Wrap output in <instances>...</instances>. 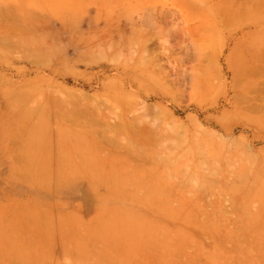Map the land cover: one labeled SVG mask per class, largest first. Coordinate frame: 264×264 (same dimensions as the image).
Here are the masks:
<instances>
[{
  "label": "rangeland",
  "instance_id": "rangeland-1",
  "mask_svg": "<svg viewBox=\"0 0 264 264\" xmlns=\"http://www.w3.org/2000/svg\"><path fill=\"white\" fill-rule=\"evenodd\" d=\"M45 1L0 0V237H16L15 248L27 258L34 253L33 245L19 244L18 238L28 237L33 225L22 223V213L27 215L35 205L38 210L49 204L62 210L78 206L83 213L75 234L44 246L45 252L61 254L59 264H264V93L254 88L256 92L244 95L251 83V88L263 85L264 76L254 77L258 68L243 66L245 56L251 55L246 47L264 45V1L249 0L247 6L248 0H238L246 5L240 4L234 17L224 11L232 12L235 0L234 7L231 0H76V5L75 0H51L42 7ZM258 3L261 11L254 8ZM66 7L80 11L78 20L67 16ZM49 8L63 13L54 11L52 16ZM111 10V22L119 32L99 46L103 35L111 34L104 28ZM68 17L72 19L65 20ZM68 20L69 25L64 22ZM122 30L134 37L133 45L116 43L123 39ZM91 39L98 42L90 49L92 55L82 47ZM99 47L105 54L98 55ZM232 54L235 70L229 64ZM238 74L243 77L235 87ZM142 99L151 112L135 111L136 101ZM95 100L108 101L103 112L110 117L108 123L122 119L160 132L161 141H152L158 144L136 147V155L142 159L146 154L139 149L145 153L147 147L146 157L154 153L150 148L157 155L165 151L159 154L164 158L169 153L167 158H174L162 163L170 167L168 175L157 163L163 159L152 160L156 154H150V161L143 157L146 163L140 165V160V169L135 155V163L128 155L126 163L118 159L124 166L117 165L114 156L106 157L104 144H93L96 135L104 136L98 131L104 123H96V130L92 127L97 131L91 133L94 139L86 135L84 131L92 128L84 122L82 110L90 111ZM83 133L93 143H84ZM125 140L121 150L128 147ZM128 162L140 167L130 181L127 176L134 173H126ZM160 169H165L160 179L151 174ZM141 170L151 172L155 181L146 173L150 181L143 180ZM143 181L157 185L152 189ZM162 186L168 193L173 188L170 195L176 201L169 199L168 205V194L161 199L167 203L160 202ZM155 188L160 192L155 194ZM149 191L157 196L150 194L155 200L147 207L143 200ZM158 204L177 208L174 217L166 213L175 224L163 215L170 208L160 206V214L154 207ZM162 222L169 228L157 227ZM195 223L207 228L199 224L195 230ZM152 224L157 236L150 233ZM42 226L47 237L48 226ZM167 228L185 237L181 233L175 239Z\"/></svg>",
  "mask_w": 264,
  "mask_h": 264
},
{
  "label": "bare ground",
  "instance_id": "bare-ground-1",
  "mask_svg": "<svg viewBox=\"0 0 264 264\" xmlns=\"http://www.w3.org/2000/svg\"><path fill=\"white\" fill-rule=\"evenodd\" d=\"M60 1H62V3H64V0H60ZM65 1H68V0H65ZM77 1H79V3H80L82 0H77ZM77 1H76V0L74 1V2H76L75 5L78 4ZM85 1H86V0H85ZM104 1H105V0H104ZM104 1L102 0V2H104ZM232 1H233V0H231V2H232ZM235 1H237V2L235 3V2L233 1V3H232L233 5H232V6L234 7V3L237 4V5L233 8L232 12H229V11H228L229 8H227L226 11H224V13H226V14H228V15H230V16H233V15L235 16L236 14L240 13V11H239L240 9H239V8H240L241 5L244 3V0H243V3H240L241 5L238 3V0H235ZM250 1L252 2V0H250ZM258 1H259V0H258ZM260 1H262V0H260ZM263 1H264V0H263ZM51 2H52V1L50 0V1L47 3V0H46L45 3H44V4L42 3L41 6H42V7H47V6H44V5H45V4H46V5H51V4H50ZM70 2H71V1H70ZM74 2H73V3H74ZM82 2H83V1H82ZM82 2H81V3H82ZM245 3L248 4V3H250V2H249V0H248V1L245 2ZM263 3H264V2H263ZM60 4H61V2H60ZM64 4H67V3H64ZM64 4H63V6L61 7L62 9L65 7ZM246 4H243V5L245 6ZM259 4H260V3L256 4V6H255V4H254V8H256L255 10H257V9L259 8V7H258ZM243 5H242V6H243ZM250 5H251V4H250ZM262 5L264 6V4L261 3V4H260V8H261ZM60 6H61V5H60ZM66 6H68V9H69V6H71V5L68 4V5H66ZM77 6H78V5H77ZM84 6H85V5H84ZM227 6H228V5H227ZM230 6H231V5H230ZM244 6H243V7H244ZM247 6H249V4H248ZM263 6H262V8H261L262 10L264 9ZM51 7H52V6H51ZM73 7H75V6H73ZM73 7H70V9H71L70 11H69V10L67 9V7H66V9H67V11H68V13H67L68 15H67V16H70V15H71L70 17H72V18H73V15L75 16V15H77V14L80 12L77 8H73ZM78 7H79L80 10H81V9H82L81 7H83V6L80 5V6H78ZM237 7H239V8H237ZM257 7H258V8H257ZM61 8H57V10L60 9L59 12H60V11L62 12L63 10H61ZM83 8H84V7H83ZM251 8L254 9L253 6H252ZM260 8L258 9L259 11H261ZM76 9H77V10H76ZM86 9H87V8H86ZM49 10H50V14H51V12L53 13L52 16H53V15L56 16V14L58 13V12L56 13V11H55L56 8L54 9V11H55L56 14L54 13V11H52L53 8H52V9L49 8V9H48V12H49ZM74 10H75V11H74ZM241 10H242V9H241ZM258 10H257V11H258ZM67 11L64 9V12H67ZM72 11H73V12H72ZM77 11H78V12H77ZM82 11H83V12H82ZM257 11H256V12H257ZM61 12H60V14L62 15L63 12H62V13H61ZM74 12H75V13H74ZM81 12L84 13L85 10L83 9V10H81ZM102 12H103V10H102ZM253 12H254V11H253ZM0 13H2V12H0ZM45 13H46V14H45L46 16L49 15L47 12H45ZM69 13H70V14H69ZM73 13H74V14H73ZM104 13H106V12H104ZM58 14H59V13H58ZM60 14H59V15H60ZM79 14H80V13H79ZM106 14L108 15V17H107L105 14H104V16H106V17L108 18V19L106 18V20H107V22H108L109 24L106 23V25H105L104 28L107 27L108 29H106V31H107V32H110L111 34L107 33V34L103 35L104 38L101 39V41H99V46H101L100 43H106L107 41H109V40L112 38V33L114 34V33H118V32H119V31H115L116 27L119 29L118 25H117V24H113V23L111 22L112 19H111L110 16H111L112 14L115 15L114 10H111V11H109V12L106 13ZM84 15H85V14H84ZM78 16H79V15H78ZM80 16H81V15H80ZM80 16H79V17H80ZM234 16H233V17H234ZM63 17H64V16L61 17V20L63 19ZM79 17H78V18H79ZM46 18H49V19H50L49 16H47ZM72 18H69V17H68V18H65V20H66V19H72ZM75 18H77V17L75 16ZM78 18H77V20H78ZM101 18L103 19V17H101ZM43 19H44V14H43ZM104 19H105V18H104ZM61 20H60V21H61ZM74 20H75L76 23H77V20H76V19H74ZM68 21H69V20H68ZM70 21H71V20H70ZM70 21H69V22L64 21V22H65L66 24L68 23V25H69ZM225 21H227V20H225ZM74 23H75V22H74ZM74 23L71 22L70 26L73 25ZM76 23H75V24H76ZM66 24H65V25H66ZM75 24H74V25H75ZM10 25H11V24H10ZM49 25H50V24H49ZM74 25L71 26V27H74ZM47 26H48V25H47ZM52 26H53V25H52ZM7 28H8V26H7ZM108 30H109V31H108ZM122 33H123V36H122L123 39H121L120 41H117L116 43L119 44V45H124V46H127L129 43H131V44L133 45V41H130V40H132L134 37L130 36L129 33L125 32V31H123V30H122ZM132 35H133V34H132ZM134 35H135V34H134ZM134 35H133V36H134ZM28 38H29V37H28ZM30 39H31V38H30ZM40 40H41V39H40ZM40 40H39V41H40ZM29 41H30V40H29ZM33 42H36V41H33ZM40 42H41V41H40ZM118 42H119V43H118ZM30 43H31V41H30ZM82 45H83V46H82ZM82 45H81V46L83 47V50H84V48H85V50L87 49V53H89L90 55H92L94 52L91 51L90 49H92V47H93L94 45H95V46L98 45V42L95 41V40L92 41V39H91V40H88V41H86V42H83ZM97 49H98V51H97L96 49H95V51L98 52V55H99V54H105V52H104L105 50H104V49L102 50V49H100V47L97 48ZM85 50H84V51H85ZM29 51H30V50H29ZM84 51H82V52H84ZM89 51H90V52H89ZM142 51H143V43H141V53H142ZM148 51H149V49H148V45L145 44V52H148ZM31 53H33V52H31ZM31 53H30V54H31ZM84 53H85V52H84ZM94 54H95V53H94ZM236 54H237V53H236ZM31 55H33V54H31ZM85 55H86V53H85ZM90 55H89V56H90ZM142 56H143V55H141V57H142ZM141 57H140V58H141ZM36 59H38V58H36ZM141 59H142V58H141ZM39 61H41V59H39ZM229 64L231 65V68H232V69L235 70V69L237 68L236 57H235L234 54H232V55L229 56ZM247 65H248V64H247ZM263 69H264V68H263ZM262 72H263V71H262ZM253 73H255V71H253ZM253 73H252V74H253ZM250 74H251V73H250ZM250 74L248 75V77H250ZM246 76H247V75H246ZM246 76H245V77H246ZM252 76H253V75H252ZM242 77H243V74H241V75L238 74L237 76H235V79H234V85H235V87L237 86L239 80H240ZM254 77H255V76H254ZM250 78H251V77H250ZM251 80H252V79H251ZM254 80H255V79H254ZM251 84H252V83H251ZM251 84H250V86L252 87ZM250 86H249V87H248V86L244 87V92H245L244 95H245V94L247 95L248 93H249V95H250L251 93H253V92L255 91V89H257V88L259 87V86H258V87H254V86H253V88H251ZM260 87H261V86H260ZM254 88H255V89H254ZM263 88H264V87H263ZM258 89H259V88H258ZM260 89H261V88H260ZM255 92H256V91H255ZM257 93H258V91H257ZM252 96H253V95H252ZM254 96H255V95H254ZM18 97H20V96H18ZM243 98H244V97H243ZM243 98H242V99H243ZM249 98H250V97H249ZM254 98H255V97H254ZM19 99H20V98H19ZM240 99H241V96L239 95V97H238V101H240ZM253 100H254V99H253ZM18 101H19V100H18ZM122 102H123V101H122ZM93 103H94V104H93ZM93 103H92V104H93V105H92V109H89L90 111H88V109H87V111H86V110H85L86 108L82 110L83 117L87 119V120H85L84 122L88 121L89 123H91L92 125L90 124L89 127H90V128L94 127V130H96V127H97V125H95L96 123H98V122H100V121H101V123H104V124H100V126L98 127V131H99L100 133L103 132L104 136H100L99 139H96V138H98V135H96L97 137L95 138V137H92V134H91V133L93 132V134H94L95 132L97 133V131H92L93 128H92V129H88V130H86V131H84V132H86V135H87V132H88V135L90 134L91 137H92L93 139L95 138V142L93 143V140L89 139L90 137L86 139V137H88V136H85V133H83L84 136H81L80 139H81V138L84 139V137H85V140H86V141H84V143H86V142H92L93 144H95V143L97 142V143H100V145H101V144H104L105 146L107 145L108 147H107V146H106V147L104 146V148H107V149H108V150L105 149V151L107 150V151H106L107 153H108V151H109V154H108V156H106L107 154H105V156H106V157H110V158H111L112 156H114V157H112V159H114V162H117V163H116L117 165H118V162H119L118 159H119V160H120V159H124V163H126L125 160H128V161H129V157H128V155H129V156H130V155H133V156L135 155V156L137 157L136 160H137V162H138V165H139V161H140V160L142 161V162L140 161V162H141L140 165H141L142 163H144V164L146 163V161L143 162V160H145V158H146V159H149L148 157L152 156L153 154H156V153H155V150H156V149L153 150V149L150 148V150H152V152H154V153L152 154L151 152H150V153L148 152L149 155H148V157H146V156H147V152H146V150L149 149V148L147 147V149L145 150V153L143 152V149H141L142 151L139 149V151L142 153V156H143V154H144V155L146 154L145 156H143V157H145V158L142 157L143 160H142V159L138 160L140 157L138 158V156L136 155V154H138V151H137L138 149H137V148H140L141 145H142V148L145 147V145H147V146H152V145H153V146H154V143H155L156 141H158V140L161 141L160 132H159L158 130H156V128L153 130L152 128L150 129L148 126L145 127V128H144L143 126H135L134 124H132L131 121H130L131 123H129V122H125V123H123V121H121L122 119H119V122L121 121V122L119 123L116 119H115V121H114V119L111 118L112 123H111V122L108 123V121H106V120H109L110 117H109V119H108V117H104V116H103V112H107V111H106V107H105V105L108 103V101H103V102L100 101V102H97V100H95V101H93ZM124 103H125V102H124ZM135 104H136L137 106H139V108L135 110L136 112H151V108H152V107H151V106H147V105H143V99H142V101H140V100H139V101H136ZM125 105H126V104H125ZM255 106H256V105H255ZM258 106H259V105H258ZM113 107H115V106H113ZM126 107L129 108V109L132 108L131 106H130L131 108H130L129 106H126ZM251 107H252V106H251ZM253 107H254V106H253ZM127 108H126V109H127ZM135 108H136V107H135ZM135 108H134V109H135ZM254 108H256V107H254ZM254 108H252V109H254ZM259 108H260V107H259ZM261 108H262V107H261ZM76 110H77V109H76ZM132 110H133V109H132ZM70 111H72V110H70ZM74 111H75V110H73V112H74ZM83 111H84V112H83ZM129 111H130V110H129ZM165 111H166V110H165ZM68 112H69V111H68ZM77 112H78V111L75 112V115L77 114ZM79 112H81V111H79ZM85 112H87V113H90V112L93 113V112H95V113H93V116H92V113L89 114V115H88V114H87V115H84ZM160 112H163V111H160ZM69 115H70V114H69ZM75 115H74V118H75ZM90 115H91V116H90ZM165 115L168 116V117H170L171 119H174V117L171 116V115L169 114L168 111H166ZM77 116L79 117L80 114H78ZM87 116H90L91 119L88 118ZM68 118H70V117H68ZM72 118H73V117H72ZM72 118H71V119H72ZM76 119H79V118H76ZM76 119H75V120H76ZM88 119H89V120H88ZM140 120H141V119H140ZM70 121H71V120H69V122H70ZM76 121H78V120H76ZM113 121H114V122H113ZM133 121H134V120H133ZM72 122H73V120H72ZM139 122H140V121H139ZM73 123L75 124V122H73ZM89 123H88V125H89ZM118 123H119V124H118ZM140 123H141V122H140ZM74 124H73V125H74ZM76 124H77V122H76ZM73 125H72V126H73ZM86 125H87V124H86ZM88 125H87V126H88ZM142 125H143V122H142ZM90 130H91V132H90ZM126 133H127V134H126ZM94 135H95V134H94ZM94 135H93V136H94ZM121 135H122L123 138L121 137ZM125 135H126V136L129 135V136H130L129 139H126V140H125V138H124ZM77 138H78V137H77ZM121 138L123 139V142H124V140L127 141L126 144L128 145V147H126V148L123 147V148L126 150L127 154H126V152L124 151V149L121 150V149H122L121 146H123V145L125 144V142H124V144H123V142L121 143V141H122ZM78 139H79V138H78ZM178 139H179V138H178ZM178 139H177V140H178ZM87 140H88V141H87ZM89 140H91V141H89ZM155 140H156V141H155ZM152 141H155V142L153 143ZM82 142H83V140H82ZM151 142H152V143H151ZM150 143H151L152 145H148V144H150ZM120 144H121V146H120ZM134 144H135V146L133 147L132 145H134ZM136 144H138V146H137ZM139 144H140V145H139ZM143 144H144V146H143ZM155 144H158V143H155ZM110 146H111V147H110ZM119 146H120L121 149L119 148ZM139 146H140V147H139ZM153 146H152V147H153ZM162 146L164 147L163 144H162ZM113 147H114V149L116 148V150H113ZM136 147H137V148H136ZM101 148L103 149V146H102ZM118 148H119L120 150H118ZM135 148H136V150H135ZM109 149H110V150L112 149V150H111L112 152H111ZM117 151H118V152H119V151H122V152H119V153H118V154L121 153V156H124V155H123V154H124L123 152H125V155H126L128 158L125 159L124 157H126V156L121 157V156H119L117 153H115V154L113 153V152H117ZM136 151H137V152H136ZM148 151H149V150H148ZM164 152H165V151H162L161 153L158 152V155L156 154V155H154V157L152 156L153 158L150 157V159L152 158V160H154L155 157H156V159H157V156H158V159H163V160H161V162H160V160H158L157 163H159V164L165 166V168H166V173H167V175H168V174H169V173H168L169 171H168L167 168H168L169 166H167L166 163H168V161H169L170 159L172 160L171 157H173V156H171L170 159H168L169 156H170V154L168 153V154H169V155H168V154L166 153L167 156H168V158H167V156H166L165 158H164V157H161L159 154H161V155L163 154V155H164V154H165ZM111 153H113V155H112ZM122 153H123V154H122ZM141 153H140V155H141ZM150 154H152V155H150ZM110 155H111V156H110ZM115 155H118V156H115ZM133 156L130 157V160H131L132 162L134 161V163H135V161H136V160H134L135 156H134V157H133ZM159 156H160L161 158H159ZM119 157H121V158H119ZM132 157H133V158H132ZM115 158H117V159H115ZM131 158H132V159H131ZM173 158H174V157H173ZM150 159L147 160V161H150ZM115 160H116V161H115ZM164 160L166 161V163L162 164L163 162H165ZM167 160H168V161H167ZM171 160H170V161H171ZM179 160H180V159H179ZM182 160H184V159L182 158ZM182 160H181V161H182ZM122 161H123V160H122ZM122 161L119 162V164H120V165L123 164V166H124V163H122ZM170 161H169V162H170ZM181 161H180V163H181ZM132 162H130V163H132ZM173 162H174V161H173ZM182 162H183V161H182ZM130 163L128 162L127 165L130 164ZM157 163H156L157 166H155V168H157V167L159 166V164H157ZM132 164H133V163H132ZM136 164H137V163H136ZM144 164H143V165H144ZM165 164H166V165H165ZM127 165H126V166H127ZM140 165H139V166H140ZM171 165H172V164H171ZM173 165H174V163H173ZM128 166H129V165H128ZM139 166H136V167H139ZM166 166H167V167H166ZM120 167H122V166H120ZM131 167H132V169H131ZM140 167H141V166H140ZM140 167H139V168H140ZM143 167H144V166H143ZM181 167H182V166H181ZM125 168H126V169L128 168L127 171L129 170V172H126L128 175H129V173H130V174H132V173L135 174V175H134V174L131 175V177H130V175L127 176V178L129 179L128 181L133 180V179H131V178H133V177H134V179H135V177H137V176H136V173H137V175H138V173L140 172V169H142V167H141L140 169L137 168L138 171H139V172H138L137 169H135L131 164H130V167H125ZM133 168H134V169H133ZM169 168H170V167H169ZM126 169H125V170H126ZM130 169H131V170H130ZM125 170H124V171H125ZM156 170H158V169H156ZM156 170H154V171H156ZM163 170H165V169H160V171H158V172L156 171L157 173H159V175H158L156 172H155L156 174H155L154 172H152V173H151V172H145V170H141V172H143V176L147 174V177H148L149 175L152 174L154 177H155V175H156V178L160 179L159 177H162V176H163L162 173H161V171H162L163 173H165ZM130 171H132V172H130ZM133 171H134V172H133ZM144 173H146V174H144ZM149 173H151V174H149ZM153 173H154V174H153ZM160 173H161V174H160ZM160 175H162V176H160ZM132 176H133V177H132ZM153 176H152V177H153ZM147 177L144 176V179H143V178H142V179H143V180H146ZM154 177H153V179H156V178H154ZM164 177H165V176H164ZM148 179L151 180V179H152L151 176H149ZM148 179L146 180V181H148L147 183H149V181H150V180H148ZM162 179H163V178H162ZM164 180H165V179H164ZM146 181H143V184H144V185L147 184V183H146V184L144 183V182H146ZM152 181H153V180H151V182H152ZM154 181H155V180H154ZM154 181H153V182H154ZM158 181H159V180H156V183H157ZM94 182H95V181H93V183H94ZM139 182H140V181H138L137 183H139ZM151 182H150V184H151ZM161 182L163 183V180H162ZM93 183H92V184H93ZM97 184H98V183H97ZM97 184H94V185L96 186V188L99 187V186H98L99 184H98V185H97ZM150 184H147V185H150ZM154 184H155V183H154ZM154 184H151L149 187H152V185H154ZM158 184H159V182H158ZM205 184H206V183H205ZM155 185H157V184H155ZM95 186H94V187H95ZM155 187H156V186H155ZM162 187H163V191H164V193H162L163 195H162V194L160 195V193L157 194L158 192H160V190H162V189H160V188H162ZM162 187H159V189H160L159 191H157L158 189H156V188L153 190V192H155V194H157L158 196H161V197H162V198L160 197V199H159L161 203H163V201H162V200L164 199L163 197H165V199H167L166 196H168V194L170 195V194L174 193V192H172V191H173V190H172V189H173L172 187H167V188H169V189L172 188L171 191H169L170 193H168V189L166 190V188H164L165 186H162ZM145 188H146V187H145ZM145 188H143V190H144ZM153 188H154V187H152V189H153ZM112 189L115 190V191H118V192L120 191V189H114V188H112ZM152 189H151V190H152ZM164 189H165L167 192H166ZM146 190H147V188H146ZM146 190H145V191H146ZM156 191H157V192H156ZM163 191H161V192H163ZM165 192H166V193H165ZM122 194H124V193H121V195H122ZM150 194H151V196H152V194H153V198H154L155 196H157V195H155L154 193H152V192L149 191V195H148V193L145 194V195H147L146 197L150 198V199L147 198V199H148V200H147V199L145 198V195H143V196H144L143 199L145 198V200H146V201L143 200V205H146V204H147V205H146L147 207H150V206H148V205L151 204L150 202H151L152 199H153V198H151ZM164 194H165V196H164ZM124 195H125V194H124ZM125 196H126V195H125ZM125 196H122V197L125 198ZM127 196L130 197L129 195H127ZM149 196H150V197H149ZM170 197H172V198H170ZM173 197H174V195H170V196L168 197V199H167V200H168V205H169V199L172 200V201H173V199L175 200V198H173ZM127 199H128V198H127ZM161 199H162V200H161ZM165 199H164V200H165ZM149 200H150V201H149ZM154 200H155V199H154ZM154 200H153V201H154ZM153 201H152V202H153ZM175 201H176V200H175ZM165 202H166V201H164L163 204H166V203H167V202H166V203H165ZM145 203H146V204H145ZM163 204H162V205H161V204H160V205L158 204V207H157V206H154V207L158 208V209H156L158 213H159V209H160V214L162 213V210H163L164 208H170V207H166V206L163 205ZM160 206H162V210H161ZM151 207H152V205H151ZM171 208H172V207H171ZM171 208H170V210H169V209H166V210L164 209V210H163V212H164L163 215H165V217H166L167 215L169 216L171 213H172V214H171L172 217H174V215H175L174 212H178L177 208H174V207H173L175 210H174V209L171 210ZM156 210H155V211H156ZM173 210H174V211H173ZM165 211H166V212H165ZM168 211H170L169 214H168ZM166 213H167V215H166ZM168 216H167L166 218H169L170 220H173V218H170V217H168ZM173 221H174V224H175V220H173ZM148 223H150V222H148ZM161 224H162V225H161ZM195 224H198V225H195V226L193 225L192 227H193V229L196 230V228H197L196 226L200 227V225H201V224L203 225L204 223H201V224H200V223H195ZM199 224H200V225H199ZM156 225H157V224H155V227H156ZM163 225H164V222H162V223H160V224L158 223L157 227H160V228H161V226L164 227V226L166 225V223H165L164 226H163ZM168 225H169V224H167L166 226L169 228L170 225H169V226H168ZM202 225H201V228H202V229H203V228H205V229L207 228V226H206L205 224H204L205 226H204V225L202 226ZM153 226H154V225L152 224V226H151V229H152V230H151L150 233L152 234V236H157V232L154 233V234L152 233V231L155 232V231L157 230V229L154 228ZM166 226H165V228H166ZM190 226H191V225H190ZM176 227H177V225H176ZM168 228L166 229L167 234H168V232H169V233H172V234H176L177 237H176L175 235H173V236H175V237H174L175 239L180 237V236H178V234L180 235L182 232H181V233H178V231H176V233H174V231H172V232L169 231ZM174 228H175V227H174ZM189 228H190V227H189ZM158 229H159V228H158ZM197 229H198V228H197ZM205 229H204V230H205ZM158 231H159V230H158ZM166 231H164V232H161V231H160V232H161V233H166ZM179 232H180V231H179ZM192 232H193V231H192ZM192 232H191V233H192ZM150 233H149V234H150ZM161 233H159V234H161ZM151 234L149 235L150 237H152ZM155 234H156V235H155ZM167 234H166V235H167ZM182 234L184 235V233H182ZM182 234H181V236H183ZM190 235H191V234H190ZM167 236H168V237H171V235H170V236L167 235ZM167 236H166V237H167ZM183 237H185V235H184ZM190 237H192V236H190ZM190 237H189V238H190ZM181 238H182V237H181ZM191 239H193V237L190 238L189 240L191 241ZM172 240H173V239H172ZM55 250H56V249H55Z\"/></svg>",
  "mask_w": 264,
  "mask_h": 264
},
{
  "label": "crops",
  "instance_id": "crops-1",
  "mask_svg": "<svg viewBox=\"0 0 264 264\" xmlns=\"http://www.w3.org/2000/svg\"><path fill=\"white\" fill-rule=\"evenodd\" d=\"M246 51L251 52L244 58L243 66L246 68H258V74L252 75L264 76V45L254 48L246 47ZM248 64V65H247ZM263 71V72H262ZM257 72V71H256ZM264 84L258 87L259 94L264 93ZM261 88V89H260ZM37 205L29 207L26 211L28 214L20 216L23 222H30L33 227H29L27 232L28 237L18 238L21 243L33 245L34 253L28 254L27 258L24 254H20L18 248H15L17 241L16 237L8 236L7 234L0 237V264H59L61 254L57 252H45L46 244H59L63 239H67L75 234L76 225L82 222L83 210L78 206L72 207L70 210L59 209L55 204L46 206V210H38ZM13 216L11 217V219ZM25 220V221H24ZM48 226L47 237L42 233V224ZM24 229V228H23ZM49 235V237H48ZM49 238V240H47ZM26 260V262L24 261ZM71 260H78L72 256Z\"/></svg>",
  "mask_w": 264,
  "mask_h": 264
}]
</instances>
